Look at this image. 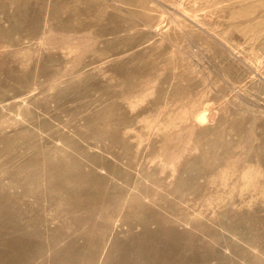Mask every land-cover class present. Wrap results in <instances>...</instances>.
I'll use <instances>...</instances> for the list:
<instances>
[{"label": "rangeland", "instance_id": "rangeland-1", "mask_svg": "<svg viewBox=\"0 0 264 264\" xmlns=\"http://www.w3.org/2000/svg\"><path fill=\"white\" fill-rule=\"evenodd\" d=\"M0 264H264V0H0Z\"/></svg>", "mask_w": 264, "mask_h": 264}]
</instances>
